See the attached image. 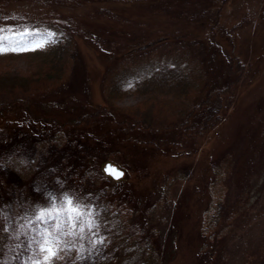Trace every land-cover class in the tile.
<instances>
[{"label":"rangeland","instance_id":"obj_1","mask_svg":"<svg viewBox=\"0 0 264 264\" xmlns=\"http://www.w3.org/2000/svg\"><path fill=\"white\" fill-rule=\"evenodd\" d=\"M95 1L1 0L6 5L0 13V31L11 34L30 27H57L63 34L61 42L67 40L62 45L67 54L56 62L55 68L59 64L60 68L53 73L45 71L55 62L44 53V46L0 53V103H14V114L21 120L14 127L21 131L16 139L0 126V264H237L248 254L260 264L258 257L264 255V138L259 123L264 117V0H227L230 4L218 14L203 5L209 0H128L126 12L132 10L140 25V16L147 15L152 32L173 28L182 32L189 20L193 30H204L218 18L209 31L217 30L225 47L216 56L210 38H201L205 40L202 46L197 35L191 34L186 41L188 50H184L189 75L193 66L201 67L202 57L209 68L210 64L218 67L220 55L229 49L234 59H240L236 67L245 68L240 80H246V87L241 94L239 88L231 93L236 116L226 121L210 113L215 123L200 139L195 136L196 153L173 156L174 148L168 143L162 147L159 140L170 128L158 133L160 137L146 133L158 138L152 145L140 143L141 152L133 154L131 147L97 149L85 142L77 144L71 138L84 127L59 122L103 99L134 117L135 112L158 116L156 120L166 125L185 114L197 92L190 84L179 86L165 80L167 86H155L154 91H114L110 96L111 64L106 61L129 47L140 36L141 27L131 24L130 16L120 20L109 12L118 6L120 10L117 0ZM213 3L210 0L209 5ZM100 4L109 9L101 12ZM190 28L186 25L185 31L189 33ZM42 42L12 39L2 43L9 48H33ZM155 56L164 59L162 50ZM38 68L45 69L48 79H36L33 74H40ZM40 119L46 123L41 129L36 126ZM192 120L193 114L182 121V127ZM98 121L101 125L107 122L104 118ZM103 142L102 146L108 144ZM224 149L239 156L232 163L240 167L233 171L237 181V173L241 174L240 195L246 209L231 222L224 237H218L222 230L214 225L204 236L199 217L201 163ZM107 160L124 170L119 178L103 173ZM66 197L72 199L71 206ZM69 207H75L76 213ZM41 210L51 216L36 219ZM103 212L102 226L107 224L113 238L108 248L92 219ZM219 215L221 210L214 218ZM48 247L56 255L45 260Z\"/></svg>","mask_w":264,"mask_h":264},{"label":"trees","instance_id":"obj_2","mask_svg":"<svg viewBox=\"0 0 264 264\" xmlns=\"http://www.w3.org/2000/svg\"><path fill=\"white\" fill-rule=\"evenodd\" d=\"M99 1L101 3L104 0ZM116 2L117 4H120V10L118 8L119 6L109 9L107 6L102 4L98 5V8H100L101 12L109 9V12L115 14V16L120 18V20L121 18L124 19L123 17L130 16L131 24H136L137 26L139 25V27H141V32H136L140 36L135 37L134 42L129 47H125L123 50H120V53L115 54L117 57L113 55L112 59L110 58L106 61L111 64L108 69L109 78L107 83L111 86L108 94L112 96L114 91L118 93H122L123 91L128 92L126 90H137L140 92H144V90L154 91L153 88L155 86H159V88L161 86L164 87L166 85L165 80H173L177 82L179 86L184 84L185 86L188 84L195 86L197 92H194V95L191 96L192 103L184 111L185 114L182 117L177 118V120L172 119L166 125L160 124L162 120H156L158 116L155 117V115H152L151 117L150 114H141L140 116H137V112H135L136 115L134 117L133 114L119 111V109L117 110L113 107L114 105H111L108 102L106 103L103 99L98 105L96 104L97 106H87V110H80L69 117L66 115L63 117V120L59 122L66 123L69 126L75 125L77 127H84L85 130L83 132L71 138V140L74 139L77 144L78 142H85L89 144L90 148L97 149L100 147L101 149H104L106 147L113 146V148L115 147L118 150L125 147L130 149L131 147L133 154L141 152V148L138 147L140 143H148L149 145H152L154 140L160 137L158 133L167 131V129L170 128L171 130L169 134H162L164 137H160L159 139L163 141V145H161L162 147H166V143L171 145L174 148L171 152L172 156L179 155V153L182 152L185 155H189V153H196L195 136H198L200 139L201 135L205 134V131L209 130L210 126L215 123L213 116H211V119L209 117L211 114L214 115V117H218V119L223 116L226 121L231 120L232 117L236 116L235 107L232 105L233 99H231V93H233V90L235 91V89L239 88L237 91H240L239 94H241V90L246 87V80H240L245 68L240 65L236 67V63H238L240 59H234L235 56L231 54V49H229L220 55L218 67L210 64L211 68H209L208 61L206 63L204 57H202L203 61H201V67L198 68L193 66V68H191L193 72L189 75V71L186 69L188 66V58H184L187 51L185 52L182 50H185V47L187 46L186 41L191 38V34L197 35V39L201 41L202 46H205V40L201 38H210L211 42H213L212 45L217 48L215 51L216 56L217 51L222 52V47H225L222 45L226 43L220 39V35L217 37V30L212 31V33L209 31L212 26H215L218 18H214L211 25L209 24L208 28L205 26L204 30L196 29V27L195 30H193V26L188 25L191 23L189 20V23L185 22L182 32H178L174 28L173 31H166V29H162V31L152 32V29L150 28L151 24L148 23L149 19L147 15L142 14L140 16L143 18L140 25L141 21H136L137 18L132 10L129 13L126 12L127 5H129L130 1L117 0ZM93 4L97 6L96 1L93 2ZM205 4H208L207 6L211 9V12L218 14L220 13V10H223L226 5L230 3H228L227 0H214V3L209 5V0L208 2H204L203 5ZM5 5H2L0 0V13L5 12L2 11L5 10ZM185 7L186 6L183 5V9ZM185 9L190 8L186 7ZM213 9L215 10L213 11ZM33 11H35V9ZM186 25L191 27L189 33L185 31ZM49 34H52L51 39H49ZM9 37H11L10 40ZM0 38H5L2 41L5 43L12 41V39L14 41L21 40L27 42L37 39L45 41L43 46L44 50H47H45L44 53L49 54V58L55 63L54 67L49 70L38 68L37 71L40 74H36L35 72L33 74L34 76H37L36 79H48L49 75H46V72L52 71L55 73V70H59L60 64L57 68H55V64L56 62H62L67 54V49L62 48V45L66 44L67 40L61 42L63 34L57 27H55L54 30L40 27H30L23 29V31H17L16 33L12 32L11 34L7 30H1ZM161 50L164 54V59L157 60L155 55ZM166 52H168L167 56L165 55ZM196 62V64H199L198 61ZM110 64L104 68L107 70ZM248 67L250 66L248 65ZM212 72L219 73L213 74ZM195 78H197V80ZM143 86L148 87L142 89ZM262 96L263 95H261V97ZM260 100L261 98L258 97L257 101L254 102L256 107L258 106ZM13 105L14 103L9 101L0 103V126L5 127L6 131H8L6 132L7 135H13V139L14 137L16 139L21 131L18 128L14 129V127L17 123L21 122V120L16 114H14ZM203 106L206 108L205 112L202 111ZM106 108L107 110L105 111ZM7 111L13 114V116L11 114L9 115ZM192 114V123L188 122V125L183 128L181 124L185 123H182V121L191 117ZM102 115L106 116L102 117L107 121L105 125H101L99 121L98 123L95 122L102 119L99 118ZM252 115H254L253 112ZM52 119L56 122L55 124H59L56 118ZM259 123L261 129L263 130L264 138V117L262 118V121H259ZM41 124L43 125L46 123H44L43 120L39 121L38 125H36L37 128H43ZM204 127L207 128L203 131L202 129ZM49 128L50 126H48V129ZM148 132L158 137L155 138L146 135ZM4 141L12 142L8 139ZM103 141L108 144H104L102 146L104 143ZM217 154L218 155L212 156L210 161L205 160L201 163L202 173L200 176L202 177L199 179V187L202 214L199 215V217L202 216L203 219L204 236L206 230L214 225L216 226V229L222 230L218 237H224L230 227H232L231 222H234L237 218H239V214L245 211L246 206L245 201H243V198L240 195V193H242L240 188L241 185H239L241 174L237 173L239 178V181H237L236 174L233 171L234 169H237L239 165L236 162H232L238 161L239 156L235 155L233 151H225V149L222 153ZM219 210H221V216L219 215L217 218H214L215 213H218ZM65 213H67V211ZM104 214V212L102 214L97 213L96 215H93L92 219L94 224H97L96 230L98 234L101 235V238H103V241L108 248V245H112L113 238L111 230L107 227V224L102 226ZM99 223L101 224L99 225ZM203 229L201 228L200 230ZM212 233L213 232L211 231L207 235L209 236ZM135 240L136 238L133 241L134 244H136ZM145 253H150V255L154 254L151 251ZM247 257L248 259H251L252 255L248 254ZM247 257L245 255L243 260L237 264H256L252 259L247 260ZM258 259L261 260L260 264H264V255H259Z\"/></svg>","mask_w":264,"mask_h":264},{"label":"snow or ice","instance_id":"obj_3","mask_svg":"<svg viewBox=\"0 0 264 264\" xmlns=\"http://www.w3.org/2000/svg\"><path fill=\"white\" fill-rule=\"evenodd\" d=\"M51 35L52 34H49V39H51ZM3 39H5V38H0V53H6L8 51H13V52L29 51V50H35L36 47H42L43 46V42H42V43L36 44L33 48H25V47H11V48H9V47L3 46V43H2ZM106 171H108L110 174L114 175L116 178H119V176H121L123 174V173H120L118 170L112 168L111 166L106 168ZM66 201H67V204L69 206H71L73 204V201L71 198L66 197ZM68 210L72 213H76V211H77V209L75 207H69ZM45 216H51V213L47 212L45 210H41L39 212L38 216L36 217V219L43 220L45 218ZM46 243H47V239H46ZM41 250H44L43 246H42ZM47 251H48L49 255L45 257V260H48V259H50L51 256L56 255V252L53 251V249L51 247H48Z\"/></svg>","mask_w":264,"mask_h":264},{"label":"water","instance_id":"obj_4","mask_svg":"<svg viewBox=\"0 0 264 264\" xmlns=\"http://www.w3.org/2000/svg\"><path fill=\"white\" fill-rule=\"evenodd\" d=\"M109 166H111L112 168L118 170L120 173H123L124 172V170L121 167H119L116 163H113V162H111L109 160L105 161L104 162V165L102 166V170H103V172H105V174L110 175L114 179L116 177L114 175L110 174L108 171H106V168H108Z\"/></svg>","mask_w":264,"mask_h":264},{"label":"bare ground","instance_id":"obj_5","mask_svg":"<svg viewBox=\"0 0 264 264\" xmlns=\"http://www.w3.org/2000/svg\"><path fill=\"white\" fill-rule=\"evenodd\" d=\"M119 1H120V0H119ZM182 19H183V18H182ZM154 42H155V41H154ZM160 45H161V44H160ZM160 45H159V46H160ZM188 46H189V45H188ZM186 47H187V46H186ZM185 50H188V49H185ZM182 51H184V49H183ZM182 51H181V52H182ZM154 52H155V51H154ZM185 52H186V51H185ZM186 54H187V52H186ZM187 55H188V54H187ZM173 57H174V56H173ZM187 60H188V59H187ZM107 242H108V241H107ZM107 244H108V243H107Z\"/></svg>","mask_w":264,"mask_h":264}]
</instances>
